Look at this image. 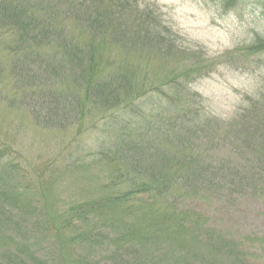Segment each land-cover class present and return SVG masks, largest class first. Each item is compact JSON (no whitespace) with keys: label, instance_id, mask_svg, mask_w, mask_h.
<instances>
[{"label":"rangeland","instance_id":"1","mask_svg":"<svg viewBox=\"0 0 264 264\" xmlns=\"http://www.w3.org/2000/svg\"><path fill=\"white\" fill-rule=\"evenodd\" d=\"M8 1L30 8L65 0ZM115 1L85 2L92 4L94 15L103 19L104 26L113 25L112 29L120 31L113 43L108 42L110 33L91 38V34L74 32V16L61 8L50 15V8L43 6L47 9L44 16L59 19L69 29L66 37H74L76 41L73 52L77 63L71 65L68 57L60 59L67 78L63 79L73 83L72 89L84 81L93 93L103 95L95 100L85 95L81 129L75 123L44 125L45 115L36 118L25 107L10 110L0 100V138L8 146L0 159V184L16 190L22 200L43 198L46 206L41 208L47 214L45 217L49 213H63L71 205L98 196L107 181L119 177L117 167L123 160L109 155L110 151L106 153L108 148L99 149L97 128L93 125L100 124V117L108 114V110L120 113L124 109L121 105L135 99L132 104L137 107L120 116L137 111L133 114H138L137 118L131 116L130 122L119 124L116 131L124 130L125 135L127 131L133 147L130 156L146 167L152 162L142 158V149H151L155 158H159L163 151H154L155 148H165L164 162L157 164L160 175L156 180L167 184L169 191L165 193L184 194L178 202L179 214L174 212L173 216L168 214L162 219L158 215L163 216L166 210L161 205L153 217L148 213L149 224L155 216L160 223L149 227L144 238L140 236L147 221L141 218L137 220L141 223H135L134 235L125 240L120 235V240L115 239L114 243L103 238L94 246L88 245L87 240V243L79 239L69 241V234L73 233L67 231L64 245L69 250H65L64 257L55 254L51 261L55 260L56 264H82L84 259L93 264H264V148L260 147L262 141L250 137L256 131L264 133V100L258 97V105L253 108L250 103L251 98L264 91V52L257 51L264 44V6L251 0H238L231 6L224 0H119L125 5L121 13L114 7ZM145 12L148 14L143 16ZM82 15L84 22L92 16ZM150 15L173 31V41L164 48L148 34L146 19ZM121 34L124 35L120 37ZM3 52L7 57V51ZM65 52L50 48L52 56ZM246 54L250 57L246 58ZM192 101L201 104L200 111L193 115L198 126L189 142L173 145L166 134L172 131V126L166 125L169 113L161 112L160 108L171 104V112L191 116L192 109L188 106ZM77 129L86 149L84 162L81 159L70 162L67 156L59 155L69 145L75 149ZM105 141L113 144L114 138L106 136ZM231 146L237 148L231 150ZM200 149L218 160L241 161L248 155L263 168L262 174L256 175L260 179L258 184L244 189V194L235 195L221 187L211 197L199 190L185 191L172 174L182 169L189 153L192 155ZM117 181L121 183L119 187L125 188L122 182L126 179L120 176ZM135 195L140 198L145 194ZM181 213L192 216L190 219L197 220L196 223L177 227L174 217ZM23 220L20 233L10 223L3 226L0 264H16L17 259L33 264L31 253L37 251L34 248L28 251L25 242L35 238L41 240L37 248H57L54 240L50 239L52 246L43 240L32 220ZM10 233L12 236L8 237Z\"/></svg>","mask_w":264,"mask_h":264},{"label":"trees","instance_id":"2","mask_svg":"<svg viewBox=\"0 0 264 264\" xmlns=\"http://www.w3.org/2000/svg\"><path fill=\"white\" fill-rule=\"evenodd\" d=\"M224 1L227 6H231L238 0ZM251 1L259 6L260 4L264 6V0ZM52 2L54 3H47L43 6L50 8V15H55L61 8L62 12L74 16L75 25L72 28L74 32H82L81 35L91 34V38L95 36L99 38L110 33L112 35L108 42L111 43H113L114 36L120 33V31L112 29L113 25L109 28L108 25L104 26L103 19L94 15V8L91 9L92 4L85 5L86 0ZM43 6H31L29 8L27 5L21 6L18 2L0 0V100L1 102L5 101L9 107H14V109L25 107L36 118L39 115H45L44 125L62 126L66 123H75L76 128L81 129L80 127L83 126L82 117L85 116V95L87 94L89 100H95L102 99L103 94L100 92L93 93L90 88L86 87L84 81H77L79 82L77 83L78 86L72 89L71 85L73 83L63 79L67 78L64 76V65L60 63V59L68 57L71 65L77 63V56L73 52L76 41L73 40L74 37H66L69 29L64 23L57 21L59 19L52 20L49 15L44 16L47 9ZM124 6L119 0L114 2V7L121 13ZM82 13L88 16L92 14L88 20H85L86 23L83 20ZM146 14L148 13H142L143 16ZM146 21L149 27L148 34L160 47L164 48L173 41V31L170 27L160 21H155L153 16L148 20L146 19ZM53 47H56L57 51L66 52L60 56H52L50 48ZM76 48H81V46ZM3 50L7 51V57L4 56ZM258 50L264 52V44ZM73 74L74 70L70 72L68 81ZM185 89H182V91L185 92ZM77 91L80 92L81 96L76 95ZM255 96H257L254 97L255 100L251 98L252 108L258 105V97L264 100V91L261 95ZM138 99L140 100V98ZM139 100L136 101L140 102ZM132 103H135V99H129L127 104L121 105L124 109L120 113L117 110H108V114L104 113L100 117L102 122L93 125V128H97L96 139L99 149L108 148L106 153L110 151L109 155L112 154L123 160L117 169L120 171L119 177L126 179L125 182H122L125 183V188L119 187L121 185L117 181L119 177L109 180L105 183L106 186H102L103 192L98 196L81 201L77 205H71L64 209L65 212L63 213H49V216H46L49 218H46L45 215L47 214H44V210L41 208L42 205L46 206L43 198L34 196L22 200L21 195L17 194L16 190L13 188L6 189L5 186L0 184V236H2V229H4L5 224L10 223L13 229L20 233L19 228H22L23 219H29L32 220L31 223L36 231L43 236V240H46L51 246L53 242H50V239L56 242V246L58 244L57 248L43 250V246L37 248L41 245L40 239L35 238L31 242H25L28 251L33 248L37 251L31 253L33 264H56L55 260L51 261L55 254L64 257L62 255L65 250H69L64 245L66 244L64 239L67 231L73 233L69 234V241L76 242L79 239L81 242H88V245L94 246L100 242L98 239L101 238L102 240L103 238L107 241L112 240V243H114L115 239L120 240V235H122L121 239L123 240L130 235H134L135 223H141V221H137L141 218H146L147 221L144 223V228L141 231L142 235L140 236L144 238L149 227L160 223L155 216L149 224L148 217L150 215L153 217L154 211L161 205L166 211L163 216L159 213L160 218L164 219L168 214L173 216L174 212L179 214L178 202L184 194H181V196L175 192L167 194L165 193V191H169L167 184H159L156 180V177L158 179L160 175L157 164L164 162L165 148H155L154 151H163V155L159 158H155L151 149L146 151L142 149V158H146L147 162H152L151 166L146 167L140 160L130 156L133 147H131L127 131L126 135L124 130L119 133L116 131L119 124L124 126V124L130 122L132 117L137 118L138 114L133 115L137 111H133L130 116L126 114L127 111L131 112L133 108L137 107ZM188 107L192 109L191 116L187 113L177 114L171 112V104L160 108L161 112L169 113L166 125L172 126V131H168L166 134L167 136L170 135L173 145L189 142L190 137L195 132V127L198 126L193 115L195 112L200 111L201 104L192 101ZM10 110H13V108ZM125 111L124 115L126 116H120ZM258 116L261 117L262 114ZM78 129L74 134L78 140L75 149H72L69 145L67 148L62 149L59 154L60 156L63 155V158L67 156L70 162L71 159L73 161L79 159L82 162L85 161L86 149L81 144ZM254 133L255 136H250L252 140L262 141L260 147L264 148V133L262 131ZM121 134H124V136ZM106 136L114 138L113 144L111 142L106 143ZM3 142H1L3 147H0V159L8 148ZM235 148L237 147L231 146V150ZM210 154V152L206 153L204 149H200L199 152L192 155L189 153L182 164V169L172 174L174 175L173 178L184 187L185 191L195 192L199 190L203 191L202 194L206 193L211 197L217 194L221 187L228 190L231 195H235L244 194V189L258 184L260 179L256 175L258 172L262 174L261 163L253 161L248 155H244L241 161H232L229 159L218 160L215 157L210 158ZM51 161L44 164V168L49 166ZM249 162L253 164L249 166ZM130 166L131 169H128ZM51 170L53 171L54 168L52 167ZM139 192H143L145 195L139 198L135 195ZM29 216L32 218L30 219ZM191 217L181 213L179 217H174V220L177 219V227L186 226L187 224L194 225L197 220L190 219ZM7 236L11 237L12 234H7ZM112 252L115 253V250L113 249ZM15 256L19 257V254L16 253ZM20 257L24 256L20 255ZM16 264L25 263L17 259ZM82 264H93V262L84 259Z\"/></svg>","mask_w":264,"mask_h":264}]
</instances>
